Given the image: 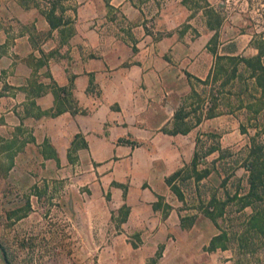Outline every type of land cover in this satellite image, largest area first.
I'll return each mask as SVG.
<instances>
[{"label":"crops","instance_id":"0c3cea01","mask_svg":"<svg viewBox=\"0 0 264 264\" xmlns=\"http://www.w3.org/2000/svg\"><path fill=\"white\" fill-rule=\"evenodd\" d=\"M161 14L154 0H0V191H85L115 241L105 264H237L209 248L205 209L236 190L217 169L223 127L264 123V47Z\"/></svg>","mask_w":264,"mask_h":264},{"label":"rangeland","instance_id":"374dc122","mask_svg":"<svg viewBox=\"0 0 264 264\" xmlns=\"http://www.w3.org/2000/svg\"><path fill=\"white\" fill-rule=\"evenodd\" d=\"M154 2L162 10L159 18L169 11L176 17V22L183 25L189 20L199 26L204 16L210 26L221 24L219 39H235L241 44L253 40L256 45L264 47V0ZM148 22L156 21L152 18ZM238 117L246 118L244 115ZM226 125L223 127V154L217 162V169L223 176L233 169L226 184L230 192L238 188L241 193L247 172L243 158L249 137L255 130L247 126L245 133L241 134L238 128L231 132L232 128H226ZM214 175L209 179L211 184L219 180V175ZM7 190L0 191V264H105L104 252L110 251L108 243L115 241L100 236L106 230L105 209L103 205L94 210L89 208L85 191L70 186L62 191L53 188L26 193ZM221 191L218 189L219 194ZM249 211L250 208H244L239 214L244 216ZM233 215L237 214L233 212ZM86 233H90L89 238ZM254 258L264 264L261 248L257 247Z\"/></svg>","mask_w":264,"mask_h":264},{"label":"trees","instance_id":"16d2710c","mask_svg":"<svg viewBox=\"0 0 264 264\" xmlns=\"http://www.w3.org/2000/svg\"><path fill=\"white\" fill-rule=\"evenodd\" d=\"M230 59L234 60L233 57ZM236 59L252 64L249 58ZM241 132H245V129L242 128ZM196 159L197 154L194 151L193 164ZM243 161L247 171L244 190L241 193L236 191L238 188L233 193L225 191L224 198L219 201L217 208L206 206L205 213L213 219H219V233L211 238L209 248H231L237 264H259L261 260L256 261L254 254L257 247L264 252V123L255 128L254 134L249 137ZM177 173L178 171H175L170 174L166 178L167 182ZM223 180L221 185H224ZM173 190L180 197L175 187ZM246 206L251 208L249 214L233 215V212L238 213Z\"/></svg>","mask_w":264,"mask_h":264}]
</instances>
